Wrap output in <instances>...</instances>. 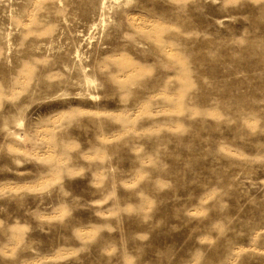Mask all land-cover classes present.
I'll use <instances>...</instances> for the list:
<instances>
[{
  "label": "rangeland",
  "instance_id": "obj_1",
  "mask_svg": "<svg viewBox=\"0 0 264 264\" xmlns=\"http://www.w3.org/2000/svg\"><path fill=\"white\" fill-rule=\"evenodd\" d=\"M0 264H264V0H0Z\"/></svg>",
  "mask_w": 264,
  "mask_h": 264
}]
</instances>
